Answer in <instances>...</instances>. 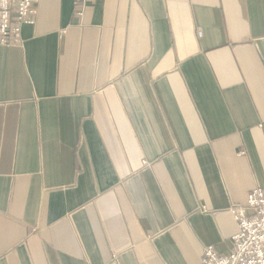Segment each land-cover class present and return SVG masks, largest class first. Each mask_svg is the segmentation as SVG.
I'll use <instances>...</instances> for the list:
<instances>
[{
	"label": "crops",
	"instance_id": "0c3cea01",
	"mask_svg": "<svg viewBox=\"0 0 264 264\" xmlns=\"http://www.w3.org/2000/svg\"><path fill=\"white\" fill-rule=\"evenodd\" d=\"M257 188L264 0H39L0 45V264H202Z\"/></svg>",
	"mask_w": 264,
	"mask_h": 264
},
{
	"label": "built area",
	"instance_id": "2783aa9c",
	"mask_svg": "<svg viewBox=\"0 0 264 264\" xmlns=\"http://www.w3.org/2000/svg\"><path fill=\"white\" fill-rule=\"evenodd\" d=\"M39 0H0V45H17L24 25H34ZM78 4V2H76ZM82 12L79 15L82 16ZM202 212L207 213L206 208ZM238 223L229 254L219 255L213 246L204 248L202 264H264V189L257 188L247 203L230 210Z\"/></svg>",
	"mask_w": 264,
	"mask_h": 264
}]
</instances>
